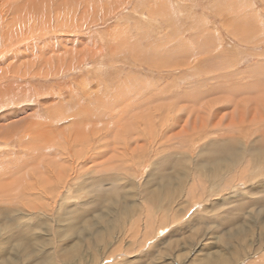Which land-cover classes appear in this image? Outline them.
Returning <instances> with one entry per match:
<instances>
[{"label":"rangeland","instance_id":"obj_1","mask_svg":"<svg viewBox=\"0 0 264 264\" xmlns=\"http://www.w3.org/2000/svg\"><path fill=\"white\" fill-rule=\"evenodd\" d=\"M0 7V264L264 248V0Z\"/></svg>","mask_w":264,"mask_h":264},{"label":"bare ground","instance_id":"obj_2","mask_svg":"<svg viewBox=\"0 0 264 264\" xmlns=\"http://www.w3.org/2000/svg\"><path fill=\"white\" fill-rule=\"evenodd\" d=\"M1 8V7H0ZM165 110V109H164ZM163 116V115H162ZM234 139V138H233ZM232 141H234V140H232ZM252 144V143H251ZM230 145L232 146V144L230 143ZM247 148H249V147H247ZM237 148L236 147H229V149L227 150V152H229L230 154H231V159H226V161L224 162V164L223 165H220V164H222L223 163V160L221 159V160H216L214 163H213V168L214 169H212L214 172L215 171H226V169L228 168V169H230V166H231V164H232V161L234 162L235 160L237 161L239 158H240V156H241V154H240V150H236ZM249 154L251 153V150H252V147H250L249 149ZM254 151H256V150H254ZM262 153V152H261ZM254 158V157H253ZM252 158V159H253ZM260 160H263L264 161V154H258L257 156H256V159L255 160H252V162H254V163H259L260 162ZM230 161V162H229ZM36 163V162H35ZM21 166V165H20ZM36 169V168H35ZM4 173V172H3ZM22 177V176H21ZM15 186V185H14ZM164 188L166 189V190H168L167 189V187L166 186H164ZM31 189V188H30ZM29 189V190H30ZM154 203H155V206L158 208V207H160L161 205V199H156V200H154L153 201ZM21 226H22V224H21ZM15 235H17V234H15ZM243 235L244 234H242V232H240L237 236L238 237H240V238H238L239 239V241H241L242 240V237H243ZM248 235V234H247ZM29 243H27L26 242V244H25V247L28 249L29 248ZM226 246V248L227 247H229L230 246V243H228L227 241H224V243H223V247H225ZM260 252H262V251H264V248L263 249H260L259 250ZM260 252H258L257 254L256 253H254L252 250H245L244 251V253H243V256H244V258H242L240 261H238V263L237 264H244V262L247 260V259H249V258H254L255 256H257V257H255L256 258V260H258L259 258H260V256H258V254L260 253ZM263 257H264V255H263ZM228 260H230V257H224L223 259H220V258H217V260H215L214 262H211V264H234V263H232V262H229ZM256 260H252L251 262H249V264H257L256 263ZM203 264H209L208 262H206V263H203Z\"/></svg>","mask_w":264,"mask_h":264}]
</instances>
